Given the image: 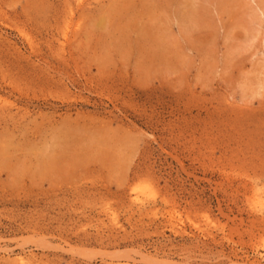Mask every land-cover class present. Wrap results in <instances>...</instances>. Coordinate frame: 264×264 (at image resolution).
Instances as JSON below:
<instances>
[{"label": "rangeland", "instance_id": "1", "mask_svg": "<svg viewBox=\"0 0 264 264\" xmlns=\"http://www.w3.org/2000/svg\"><path fill=\"white\" fill-rule=\"evenodd\" d=\"M261 196L264 0H0V264H264Z\"/></svg>", "mask_w": 264, "mask_h": 264}, {"label": "bare ground", "instance_id": "2", "mask_svg": "<svg viewBox=\"0 0 264 264\" xmlns=\"http://www.w3.org/2000/svg\"><path fill=\"white\" fill-rule=\"evenodd\" d=\"M99 20V19H98ZM100 24V23H99ZM261 198V199H260ZM257 201H256V205L259 208H263L264 207V199L262 198V196L260 197ZM27 261H25L24 257H20L19 258V262L18 264H26Z\"/></svg>", "mask_w": 264, "mask_h": 264}]
</instances>
